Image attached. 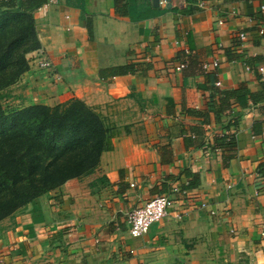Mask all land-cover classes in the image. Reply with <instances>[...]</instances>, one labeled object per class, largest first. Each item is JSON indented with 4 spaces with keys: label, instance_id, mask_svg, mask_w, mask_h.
<instances>
[{
    "label": "crops",
    "instance_id": "obj_1",
    "mask_svg": "<svg viewBox=\"0 0 264 264\" xmlns=\"http://www.w3.org/2000/svg\"><path fill=\"white\" fill-rule=\"evenodd\" d=\"M262 4L60 0L36 9L40 48L10 88L11 105L83 100L114 132L113 149L0 224V264H264ZM130 66L134 74H112ZM225 93L235 94L227 105ZM225 134L233 145L211 149ZM162 195L175 201L170 215L133 239L128 214Z\"/></svg>",
    "mask_w": 264,
    "mask_h": 264
},
{
    "label": "trees",
    "instance_id": "obj_2",
    "mask_svg": "<svg viewBox=\"0 0 264 264\" xmlns=\"http://www.w3.org/2000/svg\"><path fill=\"white\" fill-rule=\"evenodd\" d=\"M47 3L0 0V224L69 181L88 175L113 149L114 132L83 100L10 111L4 107V92L29 70L27 56L40 48L34 11ZM135 72L130 66L112 74ZM220 95L224 105L235 96ZM233 143L225 134L215 146L223 149Z\"/></svg>",
    "mask_w": 264,
    "mask_h": 264
},
{
    "label": "built area",
    "instance_id": "obj_3",
    "mask_svg": "<svg viewBox=\"0 0 264 264\" xmlns=\"http://www.w3.org/2000/svg\"><path fill=\"white\" fill-rule=\"evenodd\" d=\"M60 0H48L49 5H58ZM260 12L264 14V4L260 6ZM261 35H264V30L260 31ZM247 38L246 34H240V39L245 41ZM40 69L43 70H52V63L46 59H42L38 64ZM213 68L219 66V62L215 61L210 65ZM209 65L205 66L206 69L210 67ZM185 68L184 65H181L177 68L178 71H181ZM258 74L264 79V67H260ZM219 85V84H218ZM211 149L220 152L221 149L217 148L215 144L210 145ZM136 185L132 184L131 187L134 188ZM175 201L168 196H158L155 197L140 207L134 209L128 214V224L130 226V235L133 239H140L143 236L147 235L152 226L156 223L161 222L170 215L171 210L173 209ZM200 208H206L207 205L202 203L199 204ZM181 218L180 215L177 216ZM261 238L264 240V228L261 231Z\"/></svg>",
    "mask_w": 264,
    "mask_h": 264
},
{
    "label": "rangeland",
    "instance_id": "obj_4",
    "mask_svg": "<svg viewBox=\"0 0 264 264\" xmlns=\"http://www.w3.org/2000/svg\"><path fill=\"white\" fill-rule=\"evenodd\" d=\"M11 88V87H10ZM10 88L8 89V90H6L5 92H4V95L6 96L5 97V99L3 100V104H4V107H5V109L7 110V111H10V110H15L16 108H14L12 105H11V102L13 101V100H9V98L7 97L8 95H9V90H10ZM55 106V105H54ZM51 107V106H50ZM53 107V106H52ZM115 112H116V110H115ZM121 114V113H120ZM115 115L117 116V114H114V118H115ZM121 116V115H120ZM116 119V118H115ZM116 120H118V119H116ZM116 120H114V121H116ZM112 122V123H110V124H113L112 126H115V123H122V118H120V122L118 121V122Z\"/></svg>",
    "mask_w": 264,
    "mask_h": 264
},
{
    "label": "water",
    "instance_id": "obj_5",
    "mask_svg": "<svg viewBox=\"0 0 264 264\" xmlns=\"http://www.w3.org/2000/svg\"><path fill=\"white\" fill-rule=\"evenodd\" d=\"M168 2H170V0H167ZM155 2L158 4L160 3V0H155Z\"/></svg>",
    "mask_w": 264,
    "mask_h": 264
}]
</instances>
